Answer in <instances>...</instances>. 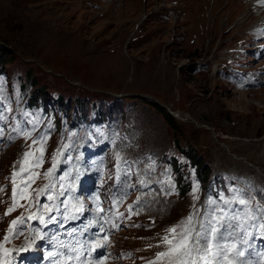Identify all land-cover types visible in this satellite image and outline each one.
<instances>
[{
  "label": "rangeland",
  "instance_id": "obj_1",
  "mask_svg": "<svg viewBox=\"0 0 264 264\" xmlns=\"http://www.w3.org/2000/svg\"><path fill=\"white\" fill-rule=\"evenodd\" d=\"M257 1L0 0V45L6 43L16 58L8 65L9 73L31 70L54 91L53 102L61 95L65 99L78 96L124 104L122 124L114 120L108 128L113 139L108 141L110 133L105 126L93 129L92 141L86 139L88 131L83 129L85 141L77 142L73 162L74 177L79 179L90 172L83 169L81 150L90 149L92 155L100 150L101 154L93 157L86 152L84 155L92 168L99 164L105 169L110 184L116 158L99 146L108 144L118 158L117 174L123 168L125 177H134L130 188L140 191L152 183V201L136 209L138 216L114 240L111 264H139L169 245L165 237L178 241L186 217L197 213L206 192L211 196L209 207L213 211L209 230L218 229L214 245L218 241L235 243L245 253L249 245L242 246L238 241L245 243L242 232L254 240L264 239V234L254 231V227L253 233L245 231L244 220L231 209L235 200L256 207V199L264 208V85L245 84L254 75H246L240 83L242 76L224 69L227 64L232 66L229 62L233 59L244 58L239 66L234 65L242 71L264 66V62H253L250 52H228L244 44L253 50L257 42L255 28L263 22L264 15ZM4 91L0 95V106L3 99L5 106L4 113H0L4 124L0 132L8 127L6 138L13 143L17 139L13 122L18 119L27 90L19 91L10 83ZM141 97L154 100L172 114L181 134H175L164 115ZM175 138L182 146L198 149L212 177H225L228 198H213L212 182L204 186L192 174V181L188 178L191 188L185 195L179 194L176 173L163 162L164 155L174 154L169 150L175 147ZM64 142L65 139L57 145L62 144L56 155L57 167L62 163ZM18 150L19 144H10L0 164V187L5 181L4 171ZM26 153L20 172L11 174L21 186L22 196L21 190H15L20 202L38 192L47 170L37 156L29 155L25 160ZM66 155V162L71 161L72 152ZM182 171L190 173L189 168L182 167ZM124 188L125 183H121L119 190ZM147 217L156 220L150 224ZM196 222L193 226L198 228ZM151 225L153 228H149ZM172 228L177 236L169 231ZM200 244L203 247L202 241ZM199 254L193 253L198 263ZM164 258L167 259L154 258L152 263L170 264V258ZM216 258H222L220 264H264L254 244L247 257L229 253L225 260L221 252ZM208 261L209 255L204 263Z\"/></svg>",
  "mask_w": 264,
  "mask_h": 264
},
{
  "label": "trees",
  "instance_id": "obj_2",
  "mask_svg": "<svg viewBox=\"0 0 264 264\" xmlns=\"http://www.w3.org/2000/svg\"><path fill=\"white\" fill-rule=\"evenodd\" d=\"M16 62L14 52L6 43L0 45V87L16 86L19 91L27 90L26 96L23 98V106L19 111V117L22 121L29 125L30 146L33 153L43 151L47 147L53 148L55 141L59 138L64 123L69 121L72 110H75L74 124L78 128L85 124H96L102 126L112 123L114 120H124L125 111L124 104L115 101H106L105 99L96 100L94 98L83 99L80 97L58 96L53 102L52 89L48 84L42 83L39 78L33 75L31 70L25 74L22 72L9 73L8 65ZM11 89V88H10ZM98 98V97H97ZM143 101L150 103L155 109L159 110L165 117L169 127L175 134H181V128L176 118L166 111L163 106L158 105L150 98L141 97ZM103 101V102H102ZM120 104L122 106H120ZM65 121V122H64ZM174 154L167 153L163 157V162L168 164L176 173V186L179 194L185 195L191 188L192 174L197 181L206 186L210 179L211 169L205 163V159L200 155L198 149L191 145L182 146L180 139L174 140ZM180 149L177 151V147ZM176 148V149H175ZM178 152V154H176ZM186 161H185V160ZM182 161V163L180 162ZM183 168H189L190 173L185 174ZM223 175L212 180V197L223 200L222 197L230 196L229 189ZM211 198V196H210ZM209 198V199H210ZM222 198V199H221ZM214 200V199H213ZM232 211L244 220V230L248 233L259 231L264 234V208L258 200L253 203L256 207H252L247 203L241 204L238 200L234 201ZM211 205V204H210ZM244 206H247L246 209ZM230 209V208H229ZM258 213V214H257ZM213 211L209 207L206 212L205 222L209 223ZM209 229V227H207ZM261 241L264 239H260Z\"/></svg>",
  "mask_w": 264,
  "mask_h": 264
},
{
  "label": "snow or ice",
  "instance_id": "obj_3",
  "mask_svg": "<svg viewBox=\"0 0 264 264\" xmlns=\"http://www.w3.org/2000/svg\"><path fill=\"white\" fill-rule=\"evenodd\" d=\"M30 154L26 153L25 154V160H27L28 156ZM23 171V169H21ZM13 183L15 184V179H13ZM22 190H21V196H22ZM15 197H16V192H13V207L8 209V212H12L14 208L16 207L15 204ZM240 203H244V201H240ZM192 217L190 216L188 218L187 224L190 226L192 224ZM22 223L23 221H19ZM18 223V221H13L12 225L15 226ZM13 228L10 226L9 232H12ZM171 233L175 234L176 229L172 228L169 230ZM192 232L193 229L191 227H185L183 232L181 233L180 239L174 244L171 240L168 239V237H165L166 243L170 245L169 251L167 252H161L159 254V258H164L168 257L172 260V264H197L196 258L193 256V253H200L201 249V244H200V234H197L195 238V242H193V237H192ZM39 235V234H37ZM210 239H207L206 242L203 244V252L202 254L199 255L200 260L207 261V257L209 254H211L213 257L219 256L221 252L224 254V259L228 260L229 253L235 252L236 256L242 257L244 255L243 251H239L237 249V245L235 243L228 244H220L216 243L215 245L213 244V241L217 239L218 236V229L216 227H212L210 230ZM5 243L9 242V237L5 236L4 237ZM31 245H25L19 251L23 252L26 251L28 247ZM99 245H93V247H98ZM215 248V251L213 249ZM5 255H7V252H5ZM2 264H7V262H2ZM99 264H103V261H100ZM207 264H213L212 261H208ZM231 264V262H229Z\"/></svg>",
  "mask_w": 264,
  "mask_h": 264
},
{
  "label": "bare ground",
  "instance_id": "obj_4",
  "mask_svg": "<svg viewBox=\"0 0 264 264\" xmlns=\"http://www.w3.org/2000/svg\"><path fill=\"white\" fill-rule=\"evenodd\" d=\"M255 5V4H254ZM113 7H114V5H113ZM122 7V4H121V6H119V8H121ZM110 8V7H109Z\"/></svg>",
  "mask_w": 264,
  "mask_h": 264
}]
</instances>
